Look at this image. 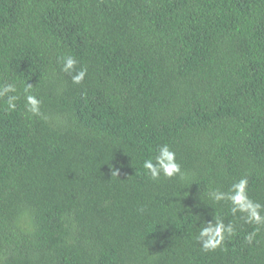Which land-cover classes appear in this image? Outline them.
I'll use <instances>...</instances> for the list:
<instances>
[{
  "label": "trees",
  "instance_id": "obj_1",
  "mask_svg": "<svg viewBox=\"0 0 264 264\" xmlns=\"http://www.w3.org/2000/svg\"><path fill=\"white\" fill-rule=\"evenodd\" d=\"M3 83L0 264H264V227L209 195L247 176L264 215V0H0ZM162 144L185 179L148 177ZM217 217L236 234L204 252Z\"/></svg>",
  "mask_w": 264,
  "mask_h": 264
},
{
  "label": "clouds",
  "instance_id": "obj_2",
  "mask_svg": "<svg viewBox=\"0 0 264 264\" xmlns=\"http://www.w3.org/2000/svg\"><path fill=\"white\" fill-rule=\"evenodd\" d=\"M62 67L61 71L71 76L72 83L80 84L87 75V69L81 67L76 69L77 60L73 56H64L61 58ZM33 86L24 81L22 92L25 100V111L32 115H41L42 101L33 94ZM16 83H3L0 84V98H6L5 111L12 112L17 109V101L20 99ZM142 167L146 170L148 177L152 181H158L161 176L171 179L178 177L185 179L186 174L182 171L181 164L177 162L176 153L171 150L168 144H162L157 149V154L154 157L144 159ZM119 169H113L111 175L118 176ZM249 181L247 176L240 178L234 182L227 193H219L211 191L210 198L214 202L228 201L231 204L230 212L236 216L237 212L246 214L241 217L247 224H255L257 227L250 233L246 234L244 239L248 244H252L260 231L264 227V215L258 210L261 208V203L254 202L248 195ZM142 211V209H141ZM236 234L234 225L229 222L227 225L223 219L217 217L215 223L208 222L207 226L200 228L196 237L202 251H214L217 248H222L226 238H231Z\"/></svg>",
  "mask_w": 264,
  "mask_h": 264
}]
</instances>
